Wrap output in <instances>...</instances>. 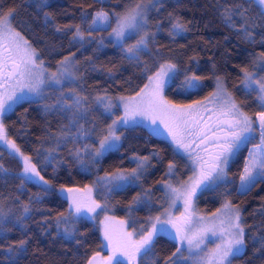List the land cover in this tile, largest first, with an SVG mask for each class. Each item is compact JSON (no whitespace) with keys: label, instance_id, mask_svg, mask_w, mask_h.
Returning a JSON list of instances; mask_svg holds the SVG:
<instances>
[{"label":"trees","instance_id":"16d2710c","mask_svg":"<svg viewBox=\"0 0 264 264\" xmlns=\"http://www.w3.org/2000/svg\"><path fill=\"white\" fill-rule=\"evenodd\" d=\"M138 2L0 0V9L15 10L16 30L40 53L48 72L56 70L64 57L75 56L77 82H65L63 88L65 91L76 88L86 96L85 107L89 109L86 118L79 121L89 134L78 138L74 135L77 128L70 126L69 113L58 105L47 110L44 107L56 105L60 97L57 88H46V99L34 98L32 103L18 104L4 116L8 134L32 157L40 174L53 187L45 194L40 184L23 179L18 174L22 170L21 160L1 150L0 165L7 173L0 170V212L3 213L0 264H86L95 253H107L97 221L89 218L77 221L76 232L71 236L57 227L56 217L67 214L68 201L56 187L94 185L98 176L117 169L130 171L138 167L140 158L147 157L139 180L123 189L105 191L104 198L99 194L100 189H95L96 199L108 205L105 211L127 220L129 228H135L139 235L141 231H148L152 221L149 218L161 215L167 206L162 182H182L189 175L186 159L173 145L140 124L120 128L123 135L118 150L109 151L92 162L88 153L99 148L98 141L106 135L107 126L121 115L117 107L109 117L97 106L95 96L134 95L161 64L172 63L176 67L166 87L168 99L179 104L202 101L215 91L219 78L246 114L255 117V113L264 111L257 92L245 90L241 84L244 69L253 72L255 79L264 77V61L260 60V54L264 53V16L260 15L262 9L255 0H153L147 7L148 48L135 60L129 59L121 43L108 35L115 27L114 20L111 26L92 30L87 25L97 11L104 10L110 15L123 13ZM144 2L147 4L148 0ZM237 5L247 9L244 16L233 13V23H226L225 9L231 11ZM177 19L186 26L182 33L172 29ZM245 20L251 39L244 35ZM76 25L85 33L82 43L73 39ZM89 31L91 37L87 34ZM138 38L136 35L127 39L124 47ZM193 73L202 78L201 87L185 89V76ZM61 131L69 133L70 138H61ZM257 139L256 133L235 154L223 181L198 190L193 201V210L199 215H210L228 201L240 209L245 247L232 264H264V180H258L246 192L238 189L249 147ZM76 151L80 152V158L74 155ZM170 163L175 165L178 175L169 174ZM145 194L147 202H143ZM138 196L142 202H136ZM25 206L29 208L27 213ZM21 241L26 243L21 246ZM177 246L170 234L158 235L152 250L141 255L137 264H170L169 257ZM181 261L177 264H187Z\"/></svg>","mask_w":264,"mask_h":264},{"label":"snow or ice","instance_id":"6c2138e0","mask_svg":"<svg viewBox=\"0 0 264 264\" xmlns=\"http://www.w3.org/2000/svg\"><path fill=\"white\" fill-rule=\"evenodd\" d=\"M255 2L262 9L260 15L264 16V0H255ZM152 3L153 0H148L147 4L144 0H140L125 12H113L111 15L104 10L97 11L87 27L92 30L105 25L111 26L114 20L115 27L108 35L114 36L121 43L129 59L138 60L140 53L148 48L150 34L146 31L147 7ZM246 11L247 9L241 5H237L231 11L225 9V22L232 24L233 13L243 17ZM14 15V9L7 11L0 9V141L21 158L23 179L39 183L46 194L50 190L51 182L40 175L37 165L32 162V157L25 155L15 141L8 139L7 127L3 122L4 114L18 104L32 103L34 98L46 99L45 89L57 88L60 97L56 105L45 104L44 107L47 110L58 105L61 110L69 113L70 126L77 128L74 135L78 138L89 134L84 125L79 123L81 119L86 118L85 114L89 111L85 107L88 98L76 88H69L67 91L63 88L65 82H77L73 71L76 62L73 58L64 57L59 61L58 72L48 73L44 61L40 59V53L20 31L16 30L13 24ZM246 24L247 20L242 25L244 35L251 39ZM74 28L73 39L82 43L85 33L79 25ZM185 28V24L179 19L172 24L173 31L177 33L184 32ZM87 34L89 37L92 36L91 31ZM136 35H139V38L135 43L124 47L127 39ZM99 43H103V38ZM260 60L264 61V53L260 54ZM175 67L176 65L171 63L161 64L160 70L149 76L148 83L144 84L134 96L115 98L107 94L95 96V103L109 117L114 115L113 109L117 107L122 108L123 115L112 119L105 130L106 135L98 141L99 148H94L88 155L92 162H95L106 152L118 150L123 135L118 129L139 126L138 118H147L150 124L155 126L152 128L154 135L161 134L162 125L175 146L184 149L194 165L193 175L183 181L179 188L167 183L165 185L173 198V205L176 200H182L185 211L173 217L169 210L165 209L161 216L166 219L162 220L161 216L150 217L149 219L154 221L151 229L146 232L141 231L138 238L135 228L130 232L124 229L126 221H119V227H115L111 223L114 218L105 216L103 237L109 255L101 257L97 252L87 260L86 264H129V262L137 264L141 255H146L152 250L155 238L165 233L170 234L178 244L175 252L169 257L170 264H177V260L185 259L182 251L185 245L190 257L194 250L203 251L201 245L208 234L215 236L219 243L207 254L200 256L197 264H232V260L240 255L245 247V229L241 223V213L230 201L221 209H217L210 221L208 218L198 217L195 227L192 207L197 191L216 185L217 181H223L227 175L229 160L243 145L250 143L256 133L259 134V143L253 145L249 151L248 161L239 177L240 191L246 192L258 180H264V111L255 113V117L246 114L232 94L225 90L219 78H217L216 91L210 93L204 100L193 101L191 104H178L164 95L166 77ZM254 75L253 72L244 69L241 84L245 90L257 92L258 102L264 109V77L255 79ZM201 80L202 78L194 73L185 76L184 87L197 89L201 87L199 83ZM209 104L214 107L210 109ZM60 137L67 140L70 134L61 131ZM74 155L80 158L79 151ZM147 160V157L140 158L138 167L130 171L117 169L114 172H106L104 176L97 177L94 185H85L83 188L62 185L60 191L68 201V211L67 214L60 213L56 217L57 227L62 228L66 235H73L76 232L77 221L91 218L90 214H97V209L104 211L108 207L107 204H101L93 198V191L98 187L99 194L104 198L105 191L110 193L134 183L142 175V168ZM174 169L175 165L170 163L169 174ZM0 170H3L2 165ZM147 201L148 197L145 194L143 202ZM136 202H142L139 196ZM28 211L29 208L25 206L24 212ZM2 218L3 213L0 212V221ZM169 225L174 231L168 228ZM25 243L26 241L20 242L21 246Z\"/></svg>","mask_w":264,"mask_h":264},{"label":"rangeland","instance_id":"374dc122","mask_svg":"<svg viewBox=\"0 0 264 264\" xmlns=\"http://www.w3.org/2000/svg\"><path fill=\"white\" fill-rule=\"evenodd\" d=\"M103 27H108L107 25H105V26H103ZM68 56H71L72 58H73V60L76 62V58H75V56L73 55V54H71V55H68ZM172 64V63H171ZM45 67V66H44ZM59 68H60V65L57 67V69L56 70H54V71H52V72H48V70H47V72L48 73H54V72H58V70H59ZM160 70V69H159ZM158 70V71H159ZM73 71H74V73H75V76L77 77V62L75 63V65H74V68H73ZM173 73H174V69H172L171 71H169V73H168V77H166V83H165V88H164V95H165V91H166V87H167V85H168V83L171 81V78H172V76H173ZM154 75V74H153ZM148 83V82H147ZM224 88H225V90L227 91V92H229L228 91V89L226 88V86L224 85ZM215 91H216V89H215ZM214 91V92H215ZM230 93V92H229ZM135 95V94H134ZM134 95H119V96H134ZM166 96V95H165ZM118 97V96H117ZM31 98V97H30ZM116 102V101H115ZM179 104V103H178ZM191 104V103H190ZM15 107V106H14ZM208 107L211 109V108H213L214 106L212 105V104H209L208 105ZM120 109H121V115H123V111H122V108L120 107ZM13 110V109H12ZM12 110H9L8 112H6L5 114H4V116L6 115V114H8L10 111H12ZM203 115H205V116H207L208 114L207 113H202ZM3 122H4V117H3ZM138 122H139V124L140 125H144L145 127H147L151 132H152V128L153 127H155L154 125H151L150 124V121H148V119L147 118H138ZM5 124V123H4ZM111 124V123H110ZM161 129H162V132H161V134L160 135H157V136H159V137H161V138H164V139H166V140H168L172 145H173V147H174V149L181 155V156H183L185 159H186V162H187V164H185V168L186 169H188L189 171H190V173H189V175L186 177V179L184 180V181H186L187 179H188V177L189 176H192L193 175V170H194V165H193V163H192V160L189 158V154L184 150V149H180V148H177L176 146H175V144L172 142V140H171V138H170V136L167 134V131L166 130H164L163 129V126L161 125ZM118 132H119V129H118ZM7 134H8V132H7ZM258 134V133H257ZM8 139L9 140H13V138L8 134ZM258 142L256 143V144H258L259 143V134H258ZM14 141V140H13ZM16 143V142H15ZM121 145V141H120V143H119V146ZM255 145V144H254ZM20 148V147H19ZM253 148V145L252 146H250L249 147V151L251 150ZM2 149H5V150H7V151H9V152H11L13 155H15V156H17L20 160H21V158L19 157V155L18 154H16V153H14L13 152V150L12 149H10L8 146H6L5 144H4V142L3 141H0V153H1V150ZM21 150V149H20ZM22 151V150H21ZM196 151H200L199 149H196ZM249 151H248V155H247V159H246V162L248 161V158H249ZM25 155H28L27 153H25L24 151H22ZM107 153V152H106ZM201 154H203V153H201ZM28 156H30V155H28ZM235 156V155H234ZM233 156V157H234ZM233 157L229 160V163H228V166H229V164H230V162H231V160L233 159ZM21 162H22V160H21ZM32 162L33 163H35L34 161H33V159H32ZM36 164V163H35ZM227 169H228V167H227ZM3 172H6L7 173V170L5 169V168H3V170H2ZM227 171V170H226ZM18 174L19 175H21V176H23V174H22V170L21 171H19L18 172ZM41 175V174H40ZM170 175H172V176H174V175H178V172H176L175 170L170 174ZM42 176V175H41ZM45 180H47L46 178H44ZM49 181V180H48ZM172 180H169V181H163L162 182V187L164 188V190H165V192H166V195H167V200H168V203H167V206H166V208H164V210L165 209H168L169 210V212H170V214H171V216H173V217H176V216H179L182 212H184L185 210H184V206H183V201L182 200H176V202H175V204L173 205V203H172V197H171V195L169 194V190H168V188L165 186L166 185V183L167 184H171L173 187H176V188H179L180 187V184L183 182H171ZM35 182V181H34ZM39 184V183H38ZM51 187H53V184L51 183V185H50V188ZM68 187V186H67ZM75 187H78V186H75ZM57 188V190H58V192L63 196V197H65L64 196V194L63 193H61V191H60V188H61V186H59V187H56ZM79 188H83V187H79ZM239 191H240V183H239ZM93 198L96 200V201H98L97 199H96V197H95V190L93 191ZM99 202V201H98ZM100 203V202H99ZM232 204V203H231ZM233 205V204H232ZM233 206H235V205H233ZM236 207V206H235ZM222 208V207H221ZM220 208V209H221ZM238 208V207H237ZM240 210V209H239ZM164 212V211H163ZM192 212L195 214L194 215V217H193V220H194V227L196 226L195 225V221L197 220V218L198 217H205V218H208L209 219V221H210V219H211V217H212V214H210V215H199L198 213H196V211H194L193 210V207H192ZM215 213V212H214ZM241 213V212H240ZM105 216H108V217H112V218H114V220L111 222V223H113L114 224V226L115 227H119V224H118V222L119 221H126V224L124 225V229L126 230V231H132L130 228H129V225H128V222H127V220H125L124 218H120V217H117V216H115V215H110V214H108L105 210L104 211H101L100 209H97V214H90V217L91 218H89V219H92V220H95V221H97L98 222V224H99V226H100V229H101V233H102V237H103V229H104V218H105ZM158 216H161V215H158ZM156 217V216H155ZM161 219L163 220V219H166V217H164V216H161ZM154 223V221H151V224H150V226H149V229L148 230H150L151 229V227H152V224ZM218 223V222H217ZM241 223H242V221H241ZM157 227H159V225H157ZM168 228L169 229H171V225H169L168 226ZM172 230V229H171ZM173 231V230H172ZM138 236L139 235H137V238H138ZM103 241H104V237H103ZM217 243H219V240L215 237V236H212L211 234H208V236L205 238V241H204V243L201 245V249H203V251H200V250H194V253L191 255V257H190V254H189V252L188 251H186L185 249H186V245H185V249H182V251H183V255H184V257H185V259H183L182 261H184L185 263H187V264H197V261L199 260V257L200 256H203V255H205V254H207L208 253V251L210 250V249H212V248H214L215 247V245L217 244ZM106 244V242L104 241V245ZM106 248V250H107V253H100L101 254V257H106V256H108L109 255V250H108V248L107 247H105ZM243 251V250H242ZM122 259H126V258H122ZM173 259L174 260H177V258L176 257H173ZM178 261H180V260H177V262ZM181 261V262H182ZM129 264H130V262H129Z\"/></svg>","mask_w":264,"mask_h":264}]
</instances>
